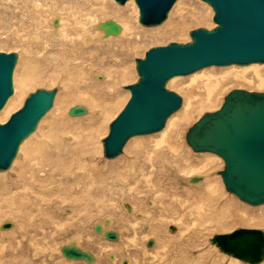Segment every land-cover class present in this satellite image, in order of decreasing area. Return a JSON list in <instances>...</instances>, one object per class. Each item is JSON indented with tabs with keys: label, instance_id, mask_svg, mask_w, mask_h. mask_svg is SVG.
<instances>
[{
	"label": "rangeland",
	"instance_id": "374dc122",
	"mask_svg": "<svg viewBox=\"0 0 264 264\" xmlns=\"http://www.w3.org/2000/svg\"><path fill=\"white\" fill-rule=\"evenodd\" d=\"M10 1L14 2V3L16 2L14 5L17 4V6L19 5L21 7L20 4L24 0L23 1H21V0H0V51H2V52H17L21 56L19 61L20 60L22 62L24 61L23 63L20 62L19 69L21 70V73H22V70L23 71L28 70L29 67L34 72L33 73L34 74L33 75L34 80L31 78L32 82L33 81L34 82L33 83L31 81L29 82V84L31 86H29V84H28L27 85L28 88H26V86H24V84H22L24 86V90H23L24 94L22 95L23 100H22L21 96L19 97V99H21V101H23L22 104H20V101H19V103L16 107V109L17 108L18 109L17 110L13 109L10 113L14 114L15 112H17L21 108V105L23 106V104L25 102L24 99H26L29 96V94H31L32 92H35L37 89H42V88H44V89L57 88L58 89L59 93H57V95H59V96L56 95L57 98H55L53 107H56L57 103L59 102V97L65 95L68 92V89H70V88H68V86L74 88L76 85V87L74 88L75 90L73 88H71L72 90L70 89V91H72V92L74 91L73 93L76 92L77 94H80L82 92L81 96L84 97V99H82V101L81 100L79 102H70L69 101L67 103V105L65 103V106L63 108H58V110L60 109L59 111L57 110V112H56V113L59 112L58 114H62L64 112L66 113V111L69 112L70 107L75 106V105L86 106L89 109V111H91L93 109H94V111H96V107H97V111L101 112L103 108L100 107L98 103L104 102V103H106V105L108 103H110L111 104L110 106L107 105V106H109V110H107V112H106V113H108V111H109V113L106 115L105 114L102 115V113H101V115L104 117L101 116L102 119L100 118L103 122L101 121V123H102V124L100 123L101 124V126H100L101 131L99 129V132L97 134L98 145L99 144L100 145H99V151L96 154L98 158H96V159H97V161H100L101 164H103L105 162L113 163L114 160L116 161L119 158L125 156L128 148L131 149L134 146V144H128L129 141L132 139L131 138L127 142V144L125 145V148L123 149V153L121 155H119L118 157L113 158V159H108L106 157L104 158L103 142L102 141L109 134L110 123L122 111V109L125 107V105L127 104L128 100L131 96L130 91L128 89H126V86H129V85H132L133 83H136L138 78H139L138 73H137V69H136V58H143L145 56L146 52L150 48H153L156 46H165V45H168L172 42H179V43H184V44L191 42L192 38L190 36V32H192L193 30L198 29V28H207V29L209 28V30H211L216 26V23L213 20L214 14H215L213 8H211V6L203 0H178L177 3L174 5L173 9L171 10V12L169 13L167 20L164 23H162L161 25L153 26V27L144 26L143 24L139 23V9L137 8V5H135L136 3H134V5H131V6L129 5V6L125 7V4L121 5L118 2H116L115 0H106V2L108 3V6L120 9V11H121L120 15L121 16L118 14L116 16H109V15L104 16L103 14L99 15V13H97V11H96L94 14L97 17L95 15H93L94 22L98 23V22H102L105 20H115L119 24L121 23L120 25L122 27L125 26V28H126L125 30H126L127 34H126V32H124V33H125L127 38L126 37L121 38L119 36V38L121 39L120 40V39L116 38L118 36H111V38L109 37L103 41L100 40V41L92 42L93 45L91 44L90 46H86V47L81 48L79 50V52L81 54L80 55L81 59H79V63H82V64L74 65L77 69L72 64L69 68V71L67 70L68 68L67 69L65 68L64 69L65 71L62 70L63 72H61V71H55L53 69L52 66L54 65V63L52 62V60H55L54 57H60L59 52L62 50H61V48L59 49V47L55 44L57 42L59 43V41L62 38L64 39L65 36L68 35V34H66L65 29L67 26L70 25V21H69L70 18H68V17L65 18V20H67V21L64 20L65 26L62 27V29H64V30L61 29V30H59L60 32H58V33H57V31H56V33H52L53 27L54 28L59 27V26H52L53 20H55V17H56L55 13L59 10L57 13H59L63 16H66L64 10H62V9L60 10L61 5L59 6V4H60L59 0H54V1H57L55 4L60 7V8L57 7L58 10L53 8L54 10H56V12L54 10H50L51 9L50 4L46 5L44 2H42L43 7H40L39 9L32 7L31 2L33 0H25L28 3L30 1L31 2L28 4L29 6L27 5L28 6L27 11H25V10L22 11V9L18 10V9H20L19 6L17 7L18 9H16L15 7H13L14 5L11 6L10 4H8V3H10ZM129 1L126 3V5L129 3ZM98 7L99 6H96L95 9H98ZM42 9H43V11H42ZM13 10L16 12V14L12 13ZM28 10L30 11V13ZM37 10H39V12H37ZM188 11H190V14L192 15L191 19H189V21L187 20V24L183 27V29L181 31L176 30L175 29V23L177 22V20L179 18H181V15L183 16ZM24 13H26V14H24ZM22 16H24V17H22ZM125 17H127V18L125 19ZM130 20H131V22H130ZM28 21H30L32 23H30V22L28 23ZM83 22H85V18H84ZM38 24H39V26H38ZM129 24H130V26H129ZM34 25H37V26H34ZM85 27H86L85 29H86L87 33H89V36L93 37L94 40H97V38L100 37V35H98V34L102 30H100L98 28H94V25H92V24H86ZM133 28H134V30H133ZM98 30H100V31H98ZM129 31H131L132 33ZM147 31H149V32H147ZM102 33H103V31H102ZM128 35H130L131 38L133 37L135 44H133V45L129 44L127 39H129L130 37ZM31 37H35V39L32 40V39H30ZM110 41H112V43ZM126 41H127V43H126ZM137 43H139V44H137ZM128 48L130 50H128ZM57 49H59V50H57ZM133 49H134V51H133ZM122 51H125V53L124 52L122 53ZM51 52H52V54H51ZM85 55H87V56L85 57ZM102 58H104V59L101 60ZM83 59H84V61H82ZM19 61H18L17 65H19ZM119 61H121L120 62L121 65L119 63H117ZM105 64H106V66H105ZM117 64H119V65H117ZM259 64L260 63H257V65H254L251 68L249 67V65H247L246 67L245 66H238V65H234V66L231 65V66H224V67L211 66V67L203 68V70L201 69V70H199V72L197 71L198 73L195 72V73L187 75V76H177L179 78L177 80H175L174 82H172L173 84L168 82L169 83L168 88L170 90L177 92L183 98V104H182L180 110H178V112H176V113H180L183 110L185 103H188L189 100H192V99H193L192 103H194L196 101V99H198V97H199L198 94L201 91V90H199V87L202 86L206 81H208L209 78L212 81H215L216 78L222 79L221 76H223V77L227 76L228 78H231L230 80H233V79L235 80V81H229L228 80V82L226 81V83L224 85H222L221 87H219L217 89L216 94H218V95L215 94L216 97H214V102L216 103L215 107L210 108V109L209 108L204 109L203 111L200 110L196 114L195 118L191 122H189L185 125V127L182 131L183 132L182 136H181V142H182V140H184L181 143V145L183 144L181 148L183 150L186 149L185 151H183V153L186 152L185 154H183V156H185V158L188 157L189 160L191 159L192 163L194 162L192 165V167H194V168L196 165V162H195L196 157H204V156L211 155L212 157L219 158L220 161L217 160L218 162L216 163V166H214L210 171H198V173H197L193 170L194 169L193 168L192 172H195V175H199V176L203 175L204 178H207L209 176V178H211L210 179L211 183L213 182V180L218 181L219 184H221L220 195H219L221 202L222 201L223 202L228 201L231 198L233 200H235L233 203L235 206H233V205H231V206H233L232 209L235 208V211H237L236 212L237 216L243 215L245 217V215L248 212V215H246V218L247 217L255 218L256 215L253 216L252 214H254V212H257L259 214L256 213L257 216L255 219H258L259 217H261V219H262V216L264 217V205L251 206V205L241 201L234 194L229 193L225 188V184L223 182L222 176L219 174V172L224 169V166H225L224 160L219 155L214 154V153L195 152L192 149V147L189 146V144L186 141V133H187L188 129L191 126H193V124L196 123L205 113L214 112V111L219 110L221 108L222 104L224 103L225 96L230 91H232L234 89H245L248 91L264 92V87H263L264 83L262 84V82L260 81L261 78L264 79V64H260V66H259ZM50 65H52V66H50ZM122 65H123V67H122ZM80 66H81V68H80ZM234 67H236L237 69L239 68V69L237 70ZM228 68L229 69L231 68L235 72H233L232 70H228ZM257 68L260 71L258 76L256 75L257 74L256 73ZM16 69H17V66H16L14 71H16ZM19 69H18V72H19ZM93 69L96 70V72H98L99 74L105 75L107 77H105L104 79L96 78L93 71H91ZM242 69H243L244 73L241 72ZM118 70L120 72H118ZM126 70L127 71L131 70L129 77H126L127 79L125 77L124 78L122 77V73H124ZM225 71H227V72H225ZM236 71L240 74L243 73V75H241L240 78H243V77H246V78L244 80H241V81H240V79L236 80V77L234 76V75L238 74ZM65 72L66 73L69 72L70 74H66ZM91 72H92V75H91ZM117 72L119 75L121 74L120 77L117 74ZM223 72L226 74L223 75ZM57 73H58V75H57ZM62 73H64V74H62ZM209 75H211L212 78L209 77ZM54 76H57V77L55 78ZM61 76H64V77H61ZM68 77L70 80L68 79ZM259 77H261V78H259ZM14 78H15V72L13 74V84L16 85V86H14V92H16L17 84H15ZM59 80H61V81H59ZM74 82L76 84H74ZM86 82H88V84ZM90 82L91 83L93 82V83L90 84ZM83 84H85V85H83ZM96 84L97 85L99 84L98 85L99 88L96 86ZM90 85H92V86H90ZM21 87H19V88L21 89ZM112 87L113 88L115 87V89H113ZM93 88H94V90H92ZM64 89H66V90H64ZM78 89H79V91H78ZM62 90H63V92H62ZM197 91H198V93H197ZM60 92H62L63 94H60ZM190 94L194 95L193 97H195V94H196V97L197 96L198 97L194 99ZM14 95H15V93H13L12 96H14ZM88 96L90 99L88 98ZM113 97H114V99H113ZM86 98H88V99H86ZM105 100H106V102H105ZM112 100L113 101L115 100V102H113ZM90 101H91V103H89ZM116 102H117V104H116ZM96 104H98V106H96ZM61 109H63V111ZM51 110H53V108ZM51 110L48 112L49 114L48 113L46 114V116L48 115V117L50 118V119L48 118L47 121L48 120L50 121L51 119L53 120V117L56 116V113H55L56 110H54V112ZM50 112L54 113V114H51ZM88 113H90V112H88ZM11 114L0 116V120L2 121L1 123L7 122L9 120V118L11 117ZM110 114H111V117H110ZM179 115H182V114L180 113ZM3 116H5V118ZM6 116H8V117L6 118ZM84 116L91 117L90 114H86V115H82V116H78V117H84ZM69 117L73 118L76 116H69ZM105 118H107V119L105 120ZM176 119H177V121L180 120L179 117H176ZM176 119L174 120L175 125H177ZM85 123L87 124V122H85ZM85 123H83V124H85ZM175 125L173 124L172 127L169 128L170 131L177 128V126H175ZM166 127H167V125L165 126V128ZM37 130L35 132H37ZM162 131H160L158 133H154V134H149V135H138L140 137L138 139H144L147 141L149 139L156 140L157 138H159L162 135L161 134ZM66 133H68V132H66ZM66 133H65V135H67ZM151 140H149L148 144L153 143V142H150ZM135 141L136 140H134L133 142H135ZM148 144L146 142L145 145H148ZM22 160H24V159H21V161ZM178 161H180V160H178ZM182 163H184V162L182 161ZM23 165H24V163L19 164L18 165L19 168L16 167L18 169L17 171H16V168H14L15 166L11 167L13 170V171H11V173H10L11 168L9 170H6V172L1 171L3 173H0V178H1L0 183H3L7 179L11 180L12 177H16L17 176L16 173L20 169H22ZM183 165H185V164H182L181 168ZM181 168L176 166V167H173V169H171V171H170V168H167V171L158 172V175H156V178L157 177L161 178V180H162L161 184H160L161 190L166 192L165 194H164V192H162L163 194H161V195L160 194L159 195L158 194L157 195L156 194L155 195L154 194L149 195L146 193V190L148 189V187L143 186V187H139V189H141L140 192H142V193H136L135 192L136 194L134 193V195H132L133 193H131L132 196L129 195V197H126L125 194H128V192H129L128 188H127L128 186H124L123 187L124 189L122 188V190L121 189L119 190L120 185H117L115 183H113V184L108 183V185L104 184V185L108 186V188H107L108 190L105 189L104 194L99 192V191L96 192V190L94 189V190H92L93 191L92 193H94V196L93 195L89 196L88 194L91 195V193L88 192L87 186L83 187L82 190L78 194L68 192V189H70V187L72 185L73 176H66L65 177V175L63 174L65 171H62L63 173L61 171L54 172L53 175L51 174L52 178L49 175H48V177H41V179H40L41 183L40 182L39 183L37 182V183L40 185V187H44L45 189H47L46 187H48V189H49L52 185L57 184L60 181H62L61 183H63V184L59 187L60 189L57 190L58 192L60 191V193L55 192L56 193V195H55L54 191H50L48 193L42 192L44 195H46L48 197V204H49V205H47V204L44 205V209L45 208L47 209L48 207L51 208L48 210L47 216L45 214L43 216H41V215L35 216V214L31 215V216L29 215L30 212H32V210H35V211L37 210V209H34V206H33L34 201H35V199H34L35 197L32 199L33 205H31V207H30V204L28 202H27V204H25L27 206L26 208L24 205L23 210H26V215L20 214L18 216H13V215L10 216V215L0 214V225L9 220V221L18 222L23 228L22 231H20V230L14 231L13 230L14 232H11L10 230H12V229L7 230V233L4 237H2L3 235L0 234V264H29L28 262H30V264H35V263L36 264H54L58 261V259H62L65 261V257L62 255L61 252H59L58 249L62 246V244L64 242L63 240L66 237H69V235H71V234L74 235L73 232L76 230L75 228L80 229L79 228V219L80 218H82V220L84 221V225L81 227L83 230L82 234H83L84 240L85 241L87 240V244L89 243V241L91 242L87 246L83 240L82 241L84 243L83 247L87 248L88 250H91L97 256V259H98L96 262H93V264H95V263L96 264H113L115 261V260L113 261V259L111 260L113 255H115L117 257L116 262H115L116 264H123L124 263L123 261L127 260V259H132V264H139V263L140 264H146V263L147 264H162V263L163 264H180L178 261H180L181 259H185L183 256L179 257L180 253H178V252L181 249H184L183 254H184V256H186V258H188V261H191V260L196 261V260H198V258L200 259V261H198L200 263L197 262L194 264H207V262H208V264H211V261L213 259L221 261V264H228L227 262L229 261V259H232L233 257L223 253L218 246H216L215 244H213L211 242V238L213 236H215L216 234L230 233V232H232L238 228H257V229H261L264 231V225L263 226L253 225V224L244 225L242 223L240 224V222L234 223L233 225H230L226 221L225 225H230V226L227 227L226 229L224 228L225 230L221 229V230H214L212 232L210 231L208 233L204 232L202 234L204 237L202 236V238H201L200 236L197 237V234H196V232H197L196 230L198 228H202V225L200 224L201 223L200 219L202 220V218L198 217L194 221V225H191L190 230L192 232L189 233V231H186L183 233V235L180 236L179 230L181 227V223H179L177 220H176V222H172V223L170 222V224H168V222H166V221H163L164 219H162V216H164V213L162 212L163 215L161 214L160 208L157 205V203L152 206V204L150 205V202L151 201H157L158 202L160 200L161 201L164 200V201H167V202H165L166 204H169L170 201H168V199H169L168 197L174 198V197L178 196V198H180V199H181V197H183V199H186L187 202H185V203L187 205L191 204V201H192L191 195L196 192V188L194 189L193 186H190L192 184H186L185 182H182L178 176L175 177V179L173 177L171 178L170 176H172V175L169 174V173H172V170L175 171V173H177V175H182V176H187V175H189V173H191L190 169H187V170L183 169L184 171H182V170H179ZM73 171H74V169H71L68 172H73ZM13 172H14V174H12ZM146 172H151V168H149V167L146 168ZM168 178H169V180H168ZM46 180H47V182H46ZM203 182L204 181L201 182L202 185H203ZM164 183H165V185H164ZM3 185H5V184H3ZM111 186L115 189H113ZM163 186H164V188H163ZM165 189H167V190H165ZM173 189H175V190H173ZM176 189L178 191H176ZM188 189H189V191H188ZM191 189H192V191H191ZM37 190H38V188H37ZM35 191H36V189H35ZM170 191L172 194L170 193ZM184 191H187L188 194H184ZM174 193H176V194L178 193V194L176 195ZM65 196H66V198H69V196H70V198L73 199V201H71V203L62 202V200H63V198H65ZM163 196H167V197H163ZM73 197H77V200H75ZM172 198H170L169 200H171ZM189 200H190V202H188ZM124 203L130 204V206L132 207V211H129L125 207ZM67 207L76 208V210H78L79 213L76 212L75 215L68 214L70 212V210ZM191 207L192 208L189 207L188 209L190 210L191 213L194 214L196 212L197 205L193 204V205H191ZM65 209H66V211H65ZM244 210H246V211H244ZM138 211H140V212H138ZM143 211H147V212L149 211L150 213H152L153 214L152 218L145 219L142 215H140L141 212H143ZM151 211H154V212H151ZM203 211H202V213L205 212V211L204 212ZM28 212H29V214H28ZM261 213H262V215H260ZM29 216L32 218L30 219ZM44 216H46L47 218ZM138 216H140V217H138ZM105 218H109L111 220V222L109 224V228L113 229V230H117L121 234L120 239L118 241H116L117 243H114L115 241H110V240L104 239L101 234L94 232L95 230H93L94 224L95 223H102L103 219H105ZM53 219H54V221H53ZM187 219H189V217H187ZM67 220H69L70 222L69 221L67 222ZM191 220H192V218H191ZM197 220H199L200 222ZM56 222L63 223V225H64L63 229H60V227L55 226L54 223H56ZM233 222H235V221H232V223ZM138 223H140V224H138ZM150 225H151V227H150ZM204 225H208V224L206 223ZM154 226H156L158 228V231L152 232L151 229ZM172 226L176 227V230L178 232L177 231L172 232L170 229ZM65 227H67V229H68L67 231H65L66 230ZM148 227H150V228H148ZM120 229H125V230H123L124 232H122V231L120 232ZM3 232L4 231L0 230V233H3ZM144 232H146V233H144ZM153 233H156V234L154 235ZM176 233H177V237H175ZM32 234H34V235H32ZM174 234H175V236L174 237L172 236V238H171L170 235H174ZM29 235L34 237L35 239H38L40 246L44 245V243H45L44 241L46 240L45 245L50 246V249H48V247L46 246L47 247V249L45 250L46 252H44V253L42 252L43 255H42V253H41V255H40V253H38L39 256L36 258L35 255L33 254L35 252V250H33V248L30 247V244H29L30 243L29 242V240H30ZM188 235H189V238H188ZM132 239H135V241L133 242ZM150 239L156 240L155 245L152 247H148L146 244V242H148ZM145 240H146V242H145ZM186 241H189V243ZM144 242L146 245L144 244ZM118 243H120L119 245H121V248H122L121 250H113L111 247L108 248L109 245H115ZM166 243H168V244H166ZM134 244H135V246H134ZM163 244H164V246L166 245L165 247H167L166 248L167 250L171 251L170 255H168L166 253L167 250L164 251V249L162 248V247H164ZM183 244H184V246H183ZM126 245H128L130 248H128ZM44 246H41V247H44ZM177 249H178V251H177ZM155 250L158 251V253H156ZM144 251L148 252V254H145ZM152 251L155 253L152 254ZM207 251H211L210 257H204L205 255H203V257H200V254H202L203 252H207ZM49 252H50V254H49ZM159 252H162L163 254L159 253ZM164 252L166 255L164 254ZM153 255L155 257H153ZM161 255H163V256H161ZM24 256H25V258H24ZM21 257L23 258V260ZM168 257H170V258H168ZM176 257L179 259L176 260L177 259ZM41 258H43V259H41ZM167 259H168V261H166ZM171 259H172V261H171ZM160 260H163V261L161 262ZM41 261H42V263H41ZM238 261L241 264H247L241 260H238ZM129 262H130V260L127 261V264H130ZM263 262H261L259 264H262ZM76 264H88V263L77 262Z\"/></svg>",
	"mask_w": 264,
	"mask_h": 264
},
{
	"label": "water",
	"instance_id": "95a60500",
	"mask_svg": "<svg viewBox=\"0 0 264 264\" xmlns=\"http://www.w3.org/2000/svg\"><path fill=\"white\" fill-rule=\"evenodd\" d=\"M121 5L129 0H115ZM178 0H135L139 22L153 27L164 23ZM214 10L216 26L198 28L190 33L191 42H172L150 48L137 58L139 79L126 86L131 97L123 110L110 123L109 134L103 139L104 156L108 159L123 153L127 142L138 135L162 131L167 120L183 104V98L167 87L177 76H187L211 66L264 64V0H203ZM54 20V25H58ZM104 37L121 34L123 28L115 20L97 25ZM19 61L17 52L0 51V111L14 93L13 74ZM96 78L104 79L96 74ZM58 89H37L29 94L23 106L5 123L0 122V172L11 168L21 144L33 134L52 109ZM88 113L83 105L72 106L70 116ZM186 141L195 152L215 153L223 158L225 167L219 172L225 188L240 200L254 206L264 205V92L234 89L226 96L221 108L205 113L186 133ZM203 180L191 178L193 183ZM125 207L132 211L130 204ZM105 224H109L108 220ZM14 226L4 222L1 230ZM172 232L176 227L172 226ZM95 232L105 239L118 241L117 230L103 232L96 223ZM211 242L222 252L249 264L264 261V231L238 228L230 233L216 234ZM154 239L147 242L148 247ZM63 256L93 262L95 255L73 243L62 248ZM124 264L127 261L124 260Z\"/></svg>",
	"mask_w": 264,
	"mask_h": 264
},
{
	"label": "bare ground",
	"instance_id": "6f19581e",
	"mask_svg": "<svg viewBox=\"0 0 264 264\" xmlns=\"http://www.w3.org/2000/svg\"><path fill=\"white\" fill-rule=\"evenodd\" d=\"M23 1V0H21ZM9 2V1H8ZM7 2V3H8ZM31 2V1H30ZM29 2V3H30ZM44 2L46 5L50 4L51 9L50 10H54L57 9V7H59L61 5L60 10H64L66 16H63L59 13L56 12V10H54L55 13V19L58 20V25H54V20H53V25L52 26H59V27H53L52 33H57L60 32L59 30L62 29L64 25V20L66 17L70 18V25L66 27V34H68L67 36H65V38L63 39L61 36V40L59 41V43L57 42L55 45H57L59 47V49L61 48L62 51H58L59 52V56L60 57H54L55 60H52V62L54 63V65H50L53 67V69L55 71H61L64 70L65 68L69 71L70 66L73 64L74 65H78V64H82L79 63V59H81L80 57V52L79 50L81 48H84L86 46H90L92 44V42L94 41H103L107 38H111V36L105 38L104 37V31L102 33V31L98 34L100 35V37L97 38V40H94L93 37L89 36V33H87L86 31V24H92L94 25V28H97V25L100 23H95L94 19H93V15H95L94 13L97 11V13H99V15L103 14L104 16H116L117 14L120 15V9L114 8V7H110L108 6V3L106 2V0H59V6L56 5L55 3L57 1L54 0H33L31 2L32 7L39 9L40 7H43V3ZM203 2V1H202ZM16 3V2H15ZM14 2L8 3L11 6H13L15 4ZM28 2H26L25 0L23 2H21V7L19 6L20 9H18L17 4L14 5L13 7H15L18 10H25L27 11V7L29 6ZM135 0H130L129 3L126 6H131L134 5ZM44 4V5H45ZM28 5V6H27ZM137 5V4H135ZM96 6H99L98 9H95ZM202 6V5H201ZM48 7V6H47ZM54 8V9H53ZM138 8V6H137ZM212 8V7H211ZM15 9V10H16ZM139 9V8H138ZM17 10V11H18ZM29 11V10H28ZM41 11V10H40ZM43 11V9H42ZM37 12H39V10H37ZM13 14H16V12L13 10L12 11ZM30 13V11H29ZM12 14V15H13ZM26 14V13H24ZM130 14V13H129ZM11 16V15H10ZM96 16V15H95ZM121 16V15H120ZM14 17V16H13ZM24 17V16H22ZM30 17V16H29ZM97 17V16H96ZM124 17V16H123ZM192 15L190 14V11L186 12L183 16L181 15V18H179L177 20V22L175 23V29L178 31H181L183 29V27L187 24V20L189 21V19H191ZM12 18V17H11ZM18 18V17H17ZM38 18V17H37ZM54 18V17H53ZM85 18V22L84 21ZM127 17H125L126 19ZM170 18V17H169ZM132 19V18H131ZM30 20V19H29ZM133 20V19H132ZM170 20V19H169ZM20 21V20H19ZM67 21V20H65ZM68 21V22H69ZM30 21H28L29 23ZM52 22V21H51ZM131 22V20H130ZM129 22V23H130ZM170 22V21H169ZM168 22V23H169ZM25 23V22H24ZM32 23V22H30ZM39 23V22H38ZM140 23V22H139ZM121 24V23H120ZM127 24V23H126ZM132 24V23H131ZM31 25V24H30ZM37 26V25H34ZM39 26V24H38ZM128 26V25H127ZM126 26V27H127ZM130 26V24H129ZM132 26V25H131ZM93 27V26H92ZM188 27V26H187ZM123 30L121 32V34L117 35L118 39L119 36L121 38H125L126 35L124 32H126V28L125 26L122 27ZM128 28V27H127ZM132 28V27H131ZM130 28V29H131ZM189 28V27H188ZM55 29V30H54ZM129 29V30H130ZM209 29V28H208ZM40 30V29H39ZM64 30V29H62ZM95 30V29H94ZM134 30V28H133ZM100 31V30H98ZM97 31V32H98ZM136 31V30H135ZM131 32V31H129ZM139 32V31H138ZM146 32V31H145ZM144 32V33H145ZM149 32V31H147ZM153 32V31H152ZM177 32V31H176ZM16 33V32H15ZM132 33V32H131ZM191 33V32H190ZM18 34V33H17ZM61 34V33H60ZM127 34V32H126ZM130 34V33H129ZM168 34V33H167ZM182 34V33H181ZM65 35V34H64ZM133 35V34H132ZM131 35V36H132ZM171 35V34H170ZM174 35V34H173ZM58 36V35H57ZM63 36V35H62ZM97 36V35H96ZM130 37V35H128ZM127 38V37H126ZM138 38V37H137ZM150 38V37H149ZM180 38V37H179ZM30 39L34 40L35 37H31ZM115 39V38H114ZM139 39V38H138ZM121 40V39H120ZM126 40V39H125ZM140 40V39H139ZM124 41V40H123ZM127 41L129 42L130 45L135 44V41L133 40V37L127 39ZM126 41V43H127ZM138 41V40H137ZM112 43V41H110ZM120 42V41H119ZM122 42V41H121ZM125 42V41H124ZM53 43V42H52ZM103 43V42H102ZM110 43V44H111ZM118 43V42H117ZM139 44V43H137ZM93 45V44H92ZM99 45V44H98ZM117 45V44H116ZM128 45V44H127ZM102 46V45H101ZM129 46V45H128ZM137 46V45H136ZM127 47V46H126ZM134 47V46H133ZM142 47V46H141ZM46 48V47H45ZM93 48V47H92ZM125 48V47H124ZM132 48V47H131ZM57 49V50H59ZM127 49V48H126ZM121 50V49H120ZM128 50H130L128 48ZM132 50V49H131ZM134 51V49H133ZM125 53V51H122V53ZM82 53V52H81ZM52 54V52H51ZM54 54V53H53ZM83 54V53H82ZM94 55V54H93ZM87 55H85L86 57ZM90 56V55H89ZM119 57V56H118ZM21 58V56L19 55V59ZM92 58V57H91ZM121 58V57H120ZM53 59V58H52ZM93 59V58H92ZM104 58H102L101 60H103ZM113 59V58H112ZM115 59V58H114ZM118 59V58H117ZM137 59V58H136ZM31 61V60H30ZM84 61V59L82 60ZM20 62H22L21 60L19 61V65H17V69L15 72V78H14V82L15 84H17L16 87V92L14 96H11L7 102V104L5 105V107L3 108V110L0 111V116L2 115H7V114H11L10 112L14 109H16L19 101L20 104H22L23 101H21V99H19V97L24 94L23 90H24V86H26V88H28V84L33 79V71L31 70V68L29 67L28 70L23 71L21 73V70L19 69L20 66ZM24 62V61H23ZM22 62V63H23ZM121 61L117 62L120 64ZM51 63V62H50ZM88 63V62H87ZM94 63V62H93ZM100 63V62H99ZM104 63V62H103ZM115 63V62H114ZM85 64V63H84ZM83 64V65H84ZM117 64V65H119ZM82 65V66H83ZM97 65V64H96ZM99 65V64H98ZM104 65V64H103ZM102 65V66H103ZM110 65V64H109ZM113 65V64H112ZM121 65V64H120ZM237 65V64H232V66ZM257 65V63L255 64H250L249 67L251 68L252 66ZM22 66V65H21ZM26 66V65H25ZM24 66V67H25ZM106 66V64H105ZM116 66V65H115ZM114 66V67H115ZM231 66V65H229ZM241 66V65H238ZM247 66V65H246ZM245 66V67H246ZM260 66V64H259ZM75 67V66H74ZM87 67V66H86ZM97 67V66H96ZM104 67V66H103ZM123 67V65H122ZM224 67V66H222ZM22 68V67H21ZM26 68V67H25ZM51 68V67H50ZM76 68V67H75ZM81 68V66H80ZM125 68V67H124ZM232 68V67H231ZM228 70H232V69ZM236 68V67H234ZM243 68V67H242ZM19 69V72H18ZM23 69V68H22ZM77 69V68H76ZM92 69V68H91ZM111 69V68H110ZM136 69H137V64H136ZM210 69V68H209ZM237 69V68H236ZM239 69V68H238ZM237 69V70H238ZM66 70V71H67ZM74 70V69H73ZM72 70V71H73ZM203 70V69H202ZM225 70V69H224ZM227 70V69H226ZM65 71V70H64ZM93 71L95 77L96 74H99L98 72H96V70H91ZM123 71V70H122ZM223 71V70H222ZM233 72H235L234 70H232ZM245 71V70H244ZM71 72V71H70ZM77 72V71H76ZM109 72V71H108ZM115 72V71H114ZM118 72H120L118 70ZM117 72V74H118ZM131 70L129 71H125L124 73H122V77L126 78L129 77ZM199 72V71H198ZM197 72V73H198ZM227 72V71H225ZM229 72V71H228ZM231 72V71H230ZM237 72V71H236ZM240 72V71H239ZM243 72V69L242 71ZM255 72V71H254ZM259 70L258 68L256 69V75L258 76L259 74ZM21 73V74H20ZM36 73V72H35ZM66 73V72H65ZM138 73V72H137ZM238 73V72H237ZM244 73V72H243ZM243 73H238L236 75H234L236 77V80L240 79L244 80L246 77L240 78L241 75H243ZM64 74V73H62ZM66 74H70L69 72ZM111 74V73H110ZM109 74V75H110ZM221 74V73H220ZM226 73L223 72V75H225ZM228 74V73H227ZM231 74V73H230ZM58 75V73H57ZM73 75V74H72ZM80 75V74H79ZM92 75V72H91ZM102 75V74H99ZM119 75V74H118ZM117 75V76H118ZM104 77H107L105 75H103ZM121 76V74L119 75V77ZM139 76V75H138ZM229 76V75H228ZM55 78L57 76H54ZM64 77V76H61ZM66 77V76H65ZM79 77V76H78ZM93 77V76H92ZM209 77H211V75H209ZM221 78L217 79L215 81H212L210 78L208 79V81H206L202 86L199 87L200 93L198 94L199 97L198 99H196V101L194 103H192V100H189L188 103H185V106L183 108V110L180 112L182 115H179L180 113H176L173 114L168 120H167V127L162 131V135L157 138L156 140H151L150 142L153 143H149V140H144V139H138L140 138L139 136H135L132 137V139L129 141L128 144H134V146L127 150L125 156L119 158L118 160H114L113 163H108L105 162L103 164H101L100 161H97L96 158L97 157V153L99 151V145H98V139H97V134L99 132L100 126H101V119L103 114H108L106 113L107 110H109V106L111 105L110 103H108L107 106L106 103L101 102L98 103L100 107H102V111H97V107H96V111L91 110L87 113L90 114V116L92 117H69L70 115L68 114V112L66 111V113H62V114H58L56 113L58 108H63L65 106V103L67 105V103L70 102H79L80 100L82 101V99H84L83 96H81L82 92L80 94H77L76 92L73 93L72 91H70L71 88L68 86V92L59 97V104L57 103L56 107H52L53 111H55L56 116L53 117V120L51 119L50 121L47 119L49 118L48 115L46 117H44L38 127L37 128V132L31 134L20 146L19 152L17 157L15 158L13 164L11 167L15 166L14 168L18 167L19 168V164L24 163L22 169H20L16 174V177H12L11 180L7 179L5 180L3 183H0V214L3 215H10V216H18L20 214L26 215V210H23V207L25 204H27V202L31 205H33V201L32 199L34 198V209L32 210V212H28V214L31 215H41L43 216L44 214L47 216L48 215V210L51 209L50 207H48L47 209H44V205H49L48 204V197L46 195H44L43 193H48L50 191H54V194L56 195V193L58 192L57 190H59L60 186L63 184L61 183L62 181H60L57 184L52 185L49 189L48 187H46L47 189H45L44 187H40V185L38 184L40 182L41 177H48V175L51 177L53 175L54 172L56 171H65L63 174L66 176H73V181H72V185L70 187V189H68V192H72V193H79L83 187L87 186L88 187V192L91 193L88 194L89 196H94V193H92V190H96L103 193L105 189L108 188V183L110 184H117L120 185L119 186V190L124 187V186H128V194H125L126 197H129V195H131V193H133L132 195H134V193H142L140 192L141 189H139V187H143V186H147L148 189L146 190V193L149 195H161L163 194L160 187L161 184V178H156V175H158V172H164L167 171V168L173 169V167H179L181 168L182 164H185L182 166L181 169L179 170H187L190 169L191 173H189V175L187 176H182V175H177V173H175V171L172 170L171 174L172 176H170L171 178L173 177L175 179V177H179L180 180L182 182H185L186 184H192L190 186H193V188H196V192L194 194H192V201L191 204L187 205L185 202L186 199H183V197L178 198L177 197H168L169 199L172 198L171 200L168 199L169 204H166L165 202L167 201H151L150 205L152 204L155 205L157 203V205L160 208V212L162 214V212L164 213V216H162V219H164L163 221L168 222V224H170V222H176V220L181 223V227H180V236L183 235L184 232L189 231V233H191L192 231L191 229V225H194V221L199 217L202 218L201 221V225L202 228H198L196 231L197 237H201L202 238V234L208 233V232H212L214 230H221V229H226L227 227H229L230 225H233L234 223H239L240 224H244V225H259V226H263L264 225V217H257L258 219H255L257 214V212H254V214H252L253 216H255V218L252 217H247L245 215V217L242 216H237V211H235V208L232 209L233 206H235L233 203L235 200H233L232 198L228 201L225 202H221L220 199V189H221V184H219L218 181H214L211 183L209 176L207 178H204V176H200L203 178V180H201L200 182L197 183H193L191 181L192 177L195 176H199V175H195V172L198 173V171H210L214 166H216V163L218 162L217 160H219V158L217 157H212L211 155L209 156H204V157H196L195 158V168L192 167L193 163L191 162V159L189 160V158H185V156H183V150L181 147V143L184 141L182 140L181 142V136H182V131L185 127V125L189 122H191L196 114L200 111V110H204V109H210L216 106V103L214 102V97H216V91L219 87H221L222 85H224L226 83V81H235L230 80L231 78H227L221 76ZM32 78V79H31ZM36 78V77H35ZM179 77H174L172 78L169 82L172 83L175 80H177ZM212 78V77H211ZM261 78V77H259ZM54 79V78H53ZM63 79V78H62ZM69 79V77H68ZM108 79V78H107ZM106 79V80H107ZM127 79V78H126ZM139 79V78H138ZM34 80V79H33ZM37 80V79H36ZM66 80V79H65ZM70 80V79H69ZM93 80V79H92ZM61 81V80H59ZM89 81V80H88ZM102 81V80H101ZM104 81V80H103ZM138 81V80H137ZM260 81L262 82V84L264 83V79L261 78ZM34 82V81H33ZM32 82V83H33ZM53 82V81H52ZM71 82V81H70ZM94 82V81H93ZM92 82V83H93ZM62 83V82H61ZM88 84V82H86ZM85 83V84H86ZM90 82V84H92ZM100 83V82H99ZM102 83V82H101ZM24 84V86L22 85ZM63 84V83H62ZM74 84H76L74 82ZM83 84V85H85ZM86 84V85H87ZM114 84V83H113ZM134 84V83H133ZM173 84V83H172ZM23 87H21V86ZM52 85V84H51ZM99 85V84H98ZM96 84V86L99 88ZM104 85V84H103ZM106 85V84H105ZM260 85V84H259ZM16 86V85H14ZM29 86H31L29 84ZM89 86V85H88ZM92 86V85H90ZM94 86V85H93ZM95 86V87H96ZM101 86V85H100ZM169 86V83L167 85V87ZM21 87V89L19 88ZM76 87V85H75ZM74 87V88H75ZM264 87V85H263ZM73 88V89H74ZM86 88V87H85ZM90 88V87H89ZM109 88V87H108ZM113 88V87H112ZM107 89V88H106ZM115 89V87L113 88ZM66 90V89H64ZM72 90V89H71ZM75 90V89H74ZM94 90V88L92 89ZM198 90V89H197ZM26 91V90H25ZM70 91V92H69ZM79 91V89H78ZM82 91V90H81ZM23 92V93H22ZM63 92V90H62ZM62 92H60V94H63ZM59 93V92H57ZM71 93V94H70ZM109 93V92H108ZM196 93V92H195ZM198 93V91H197ZM91 94V93H90ZM216 94V95H215ZM84 95V94H83ZM86 95V94H85ZM88 95V94H87ZM189 95V94H188ZM191 95V94H190ZM59 96V95H57ZM192 97L194 95H191ZM131 97V96H130ZM191 97V98H192ZM196 94L195 97H193L194 99L197 98ZM57 98V97H56ZM89 98V96H88ZM86 98V99H88ZM92 98V97H91ZM122 98V97H121ZM85 99V100H86ZM90 99V98H89ZM93 99V98H92ZM114 99V97H113ZM130 99V98H129ZM190 99V98H189ZM218 99V98H217ZM23 100V98H22ZM26 100V99H24ZM57 100V99H56ZM225 100V99H224ZM92 101V100H91ZM91 101L89 103H91ZM113 101V100H112ZM88 102V101H87ZM96 102V101H95ZM106 102V100H105ZM115 102V100L113 101ZM56 104V103H55ZM62 104V105H61ZM94 104V103H93ZM92 104V105H93ZM98 104H96V106H98ZM117 104V102H116ZM74 105V104H73ZM113 105V104H112ZM54 106V105H53ZM20 107V106H19ZM22 107V105H21ZM72 107V106H71ZM70 107V108H71ZM55 108V109H54ZM99 108V107H98ZM18 109V108H17ZM16 109V110H17ZM113 109V108H112ZM60 110V109H59ZM58 110V111H59ZM63 111V109H61ZM65 110V109H64ZM111 110V109H110ZM123 110V109H122ZM180 110V109H179ZM113 111V110H112ZM178 112V111H177ZM51 113V112H50ZM102 113V115H101ZM111 113V112H110ZM49 114V113H48ZM54 114V113H51ZM12 115V114H11ZM53 116V115H52ZM51 116V117H52ZM102 116V117H101ZM5 118V116H3ZM8 116H6L7 118ZM108 117V116H107ZM111 117V114H110ZM176 117H179L180 120L177 121ZM83 118V119H82ZM94 118V119H93ZM101 118V119H100ZM50 119V118H49ZM85 119V120H84ZM104 119V118H103ZM107 118H105L106 120ZM176 119L177 125H175L174 120ZM83 120V121H82ZM0 122H2L0 120ZM87 122V124L85 123ZM103 122V121H102ZM5 123V122H4ZM85 123V124H83ZM101 123V124H100ZM177 126L176 129L171 130L170 131V127H172V125ZM173 129V128H172ZM101 131V129H100ZM68 132V133H66ZM65 133L67 135H65ZM70 134V135H69ZM72 134V135H71ZM100 137V136H99ZM146 139V138H145ZM134 140H136L135 142H133ZM103 142V141H102ZM133 142V143H132ZM147 142L148 145H145ZM125 148V147H124ZM103 152H104V145H103ZM210 154V153H209ZM215 154V153H214ZM197 155V154H196ZM190 157V156H189ZM192 157V156H191ZM221 157V156H220ZM105 158V156H104ZM222 158V157H221ZM21 159H24L21 161ZM223 159V158H222ZM108 160V159H107ZM180 160V161H178ZM182 161L184 163H182ZM220 161V160H219ZM110 162V161H109ZM225 163V161H224ZM22 166V165H21ZM151 168V172H146V168ZM225 167V166H224ZM194 168V169H193ZM74 169L73 172H68L69 170ZM184 169V170H183ZM195 172H192L193 170ZM196 169V170H195ZM9 170V169H8ZM18 169L16 168V171ZM67 170V171H66ZM178 170V171H179ZM12 168L10 170L11 173ZM169 171V170H168ZM6 172V171H5ZM15 172V171H14ZM14 172L12 174H14ZM3 173V172H0ZM61 173V174H62ZM52 174V175H51ZM184 174V173H183ZM63 177V176H62ZM160 177V176H159ZM185 177V178H184ZM52 178V177H51ZM61 178V177H60ZM163 178V177H162ZM167 178V177H166ZM1 179V178H0ZM44 179V178H43ZM165 179V178H164ZM206 181H205V180ZM214 179V178H213ZM223 179V178H222ZM166 180V179H165ZM169 180V178H168ZM42 181V180H41ZM202 181L203 185H202ZM38 182V183H37ZM44 182V181H43ZM42 182V183H43ZM47 182V180H46ZM224 182V181H223ZM41 183V182H40ZM2 184V185H1ZM5 184V185H3ZM7 184V185H6ZM106 184V185H104ZM172 184V183H171ZM165 185V183H164ZM110 186V185H109ZM162 186V185H161ZM86 187V188H87ZM112 187V186H111ZM169 187V186H168ZM38 188V190H37ZM58 188V189H57ZM113 188V187H112ZM164 188V186H163ZM162 188V189H163ZM36 189V191H35ZM56 189V190H55ZM62 189V188H61ZM111 189V188H110ZM115 189V188H113ZM124 189V188H123ZM86 190V189H85ZM108 190V189H107ZM167 190V189H165ZM172 190V189H171ZM175 190V189H173ZM38 191V192H37ZM176 191H178L176 189ZM189 191V189H188ZM192 191V189H191ZM194 191V190H193ZM43 192V193H42ZM56 192V193H55ZM108 192V191H107ZM168 192V191H167ZM60 193V191L58 192ZM68 193V194H69ZM109 193V192H108ZM112 193V192H111ZM115 193V192H114ZM135 193V194H136ZM145 193V192H144ZM166 192H164L165 194ZM171 193V191H170ZM169 193V194H170ZM192 193V192H191ZM113 194V193H112ZM172 194V193H171ZM176 194V193H174ZM178 194V193H177ZM176 194V195H177ZM184 194H188L187 191H184ZM232 194V193H231ZM60 195V194H59ZM106 195V194H105ZM114 195V194H113ZM123 195V194H122ZM131 195V196H132ZM167 195V194H166ZM235 195V194H234ZM180 196V195H179ZM236 196V195H235ZM61 197V196H60ZM136 197V196H135ZM163 197H167V196H163ZM162 197V198H163ZM185 197V196H184ZM187 197V196H186ZM75 200H77V197H73ZM161 198V199H162ZM167 199V198H166ZM51 200V199H50ZM62 200V199H61ZM74 200V201H75ZM71 201H73V199L70 198H63L62 202L64 203H71ZM242 201V200H241ZM53 202V201H52ZM61 202V203H62ZM87 202V201H86ZM110 202V201H109ZM190 202V200L188 201ZM244 202V201H243ZM246 203V202H245ZM52 204V203H51ZM196 204V212L193 214L190 212V210L188 209L189 207H191V205ZM249 204V203H247ZM125 205V203H124ZM233 205V206H231ZM251 205V204H249ZM32 206V207H33ZM254 206V205H251ZM261 206V205H259ZM27 206L25 205V208ZM47 207V206H46ZM69 208V207H67ZM134 208V207H133ZM158 208V207H157ZM146 209V208H145ZM237 209V208H236ZM70 212L68 214H72L75 215L76 212L79 213L78 210H76V208H69ZM151 210V209H150ZM154 210V209H153ZM157 210V209H156ZM193 210V209H192ZM191 210V211H192ZM205 212H204V211ZM66 211V209H65ZM64 211V212H65ZM141 211V210H140ZM138 211V212H140ZM202 211L204 213H202ZM243 211V210H242ZM241 211V212H242ZM246 211V210H244ZM45 212V213H44ZM129 212V211H128ZM134 212V211H133ZM154 212V211H151ZM159 212V211H158ZM253 212V211H252ZM50 213V212H49ZM188 213V214H187ZM246 213V212H245ZM257 213V214H256ZM63 214V213H62ZM66 214V213H65ZM137 214V213H136ZM251 214V213H250ZM249 214V215H250ZM50 215V214H49ZM78 215V214H77ZM82 215V214H81ZM145 219L148 218H152L153 214L150 213L149 211H143L141 212V214ZM163 215V214H162ZM262 215V213L260 214ZM29 218L31 219L32 217ZM44 216V217H46ZM67 216V215H66ZM80 216V215H79ZM125 216V215H124ZM189 217V219H187V217ZM251 216V215H250ZM259 216V215H258ZM74 217V216H73ZM83 217V216H82ZM140 217V216H138ZM155 217V216H154ZM164 217V218H163ZM47 218V217H46ZM50 218V217H49ZM192 218V220H191ZM194 218V219H193ZM204 218V219H203ZM73 219V218H72ZM155 219V218H154ZM108 220L109 224L111 222V220L109 218H105L103 219L101 224L103 232L107 231V230H113L109 228V224H105V221ZM9 221V220H8ZM31 221V220H30ZM54 221V219H53ZM62 221V220H61ZM60 221V222H61ZM69 220H67L68 222ZM147 221V220H146ZM149 221V220H148ZM199 221V220H197ZM199 221V222H200ZM228 222L230 225H225V222ZM232 221H235L232 223ZM14 223V226L12 228L9 229H5V230H1L4 231L3 233H0L1 235H3L2 237H4L7 233V230H10L11 232H14L15 230H20L22 231L23 228L22 226L15 221H11ZM65 222V221H64ZM70 222V221H69ZM81 222V223H80ZM137 222V221H136ZM141 222V221H140ZM150 222V221H149ZM161 222V221H160ZM198 222V223H199ZM36 223V222H35ZM144 223V222H143ZM165 223V222H164ZM208 224V225H204V224ZM37 224V223H36ZM55 226L60 227V229H63L64 225L63 223H54ZM59 224V225H58ZM96 224V223H95ZM94 224V226H95ZM140 224V223H138ZM153 224V223H152ZM155 224V223H154ZM167 224V225H168ZM199 224V225H200ZM2 225V224H1ZM0 225V226H1ZM28 225V224H27ZM71 225V224H70ZM69 225V226H70ZM75 225V224H74ZM84 225V221L82 220V218L79 219V228H75L76 230L73 232L74 235H69V237H66L63 241L62 246L58 249L59 252L62 253V248L64 246H72L73 243L76 244L77 247L83 249V250H88L87 248H84L83 245L84 243L88 246L91 242L89 241V243L87 244V240H84L83 237V230H82V226ZM198 225V226H199ZM200 225V226H201ZM204 225V226H203ZM74 227V226H73ZM76 227V226H75ZM135 227V226H134ZM151 227V225H150ZM148 227V228H150ZM42 229V228H41ZM65 231H67V227H65ZM129 229V228H128ZM134 229V228H133ZM139 229V228H138ZM224 229V230H225ZM14 230V231H13ZM74 230V229H73ZM94 230V229H93ZM123 230L125 229H120V232H124ZM152 232L154 231H158V228L156 226H154L152 229ZM166 230V229H165ZM43 231V230H42ZM130 231V230H129ZM135 231V230H134ZM146 231V230H145ZM177 231V230H176ZM95 232V231H94ZM178 232V231H177ZM56 233V232H55ZM146 233V232H144ZM167 233V232H166ZM195 233V232H194ZM30 234V233H29ZM120 234V233H119ZM154 235L156 233H153ZM168 234V233H167ZM34 235V234H32ZM102 235V234H101ZM134 235V234H133ZM150 235V234H149ZM148 235V236H149ZM169 235V234H168ZM194 235V234H193ZM30 236V235H29ZM53 236V235H52ZM121 236V234H120ZM152 236V235H151ZM159 236V235H158ZM172 236L174 237V235H170V237L172 238ZM185 236V235H184ZM103 237V235H102ZM138 237V236H137ZM177 237V233L176 236ZM196 237V238H197ZM204 237V236H203ZM27 238V237H26ZM104 238V237H103ZM150 238V237H149ZM189 238V235H188ZM28 239V238H27ZM105 239V238H104ZM45 240V239H44ZM84 240V243L82 242ZM108 240V239H107ZM155 240V239H154ZM173 240V239H172ZM111 241V240H110ZM132 241L134 242L135 239H132ZM160 241V240H159ZM162 241V240H161ZM196 241V240H195ZM29 244L30 247L33 248V250H35V252L33 253L35 255V257L37 258L39 256L38 253L46 252L45 250L50 249V246L45 245L46 240L44 241V247H41L38 242V239H35L34 237L30 236V240H29ZM43 242V241H42ZM62 242V241H61ZM146 242V240H145ZM144 242V244H145ZM156 242V240H155ZM164 242V241H163ZM189 243V241H186ZM114 243H117L116 241ZM61 244V243H60ZM82 244V245H81ZM115 244V245H107L108 248L111 247L113 250H121V245ZM147 244V242H146ZM145 244V245H146ZM168 244V243H166ZM139 245V244H138ZM155 245V244H154ZM186 245V244H185ZM47 246V247H46ZM128 248H130L128 245H126ZM135 246V244H134ZM137 246V245H136ZM164 246V244H163ZM166 246V245H165ZM162 247L164 249V251H166L167 247ZM184 246V244H183ZM187 246V245H186ZM196 246V245H195ZM29 247V248H30ZM124 247V246H123ZM145 247V246H144ZM171 247V246H170ZM178 247V246H177ZM127 248V249H128ZM174 248V247H173ZM111 249V250H112ZM153 249V248H152ZM159 249V248H158ZM26 250V249H25ZM57 250V251H58ZM129 250V249H128ZM154 250V249H153ZM184 249L179 250L178 253H180V256H183L185 259H181L180 261H178L180 264H194L197 263L198 261H200V259L198 258V260L194 261H188V258H186V256H184ZM186 250V249H185ZM49 251V250H48ZM51 251V250H50ZM91 251V250H89ZM156 251V250H155ZM163 251V250H162ZM178 251V249H177ZM26 252V251H25ZM92 252V251H91ZM145 252V251H144ZM175 252V251H174ZM187 252V251H186ZM15 253V252H14ZM42 253V255H43ZM48 253V252H47ZM93 253V252H92ZM151 253V252H150ZM155 253L152 251V254ZM156 253H158V251H156ZM162 253V252H159ZM166 253L168 255L171 254L170 250H167ZM224 253V252H223ZM28 254V253H27ZM50 254V252H49ZM48 254V255H49ZM94 254V253H93ZM145 254H148V252H145ZM151 254V255H152ZM163 254V253H162ZM165 254V252H164ZM45 255V254H44ZM95 255V254H94ZM135 255V254H134ZM155 255V254H154ZM153 255V257H155ZM166 255V254H165ZM203 255H205L204 257H210L211 256V251H207V252H203L202 254H200V257H203ZM32 256V255H31ZM160 256V255H159ZM163 256V255H161ZM173 256V255H172ZM199 256V255H198ZM62 257V256H61ZM96 260H94L93 262H96L97 256L95 255ZM111 257V256H110ZM150 257V256H149ZM157 257V256H156ZM166 257V256H165ZM175 257V256H174ZM197 257V256H196ZM216 257V256H215ZM22 258V257H21ZM25 258V256H24ZM32 258V257H31ZM48 258V257H47ZM64 258V257H63ZM129 258V257H128ZM131 258V257H130ZM161 258V257H160ZM167 258V257H166ZM170 258V257H168ZM177 258V257H176ZM19 259V258H18ZM29 259V258H28ZM43 259V258H41ZM113 259L114 263L116 262L117 257L115 255L112 256L111 260ZM146 259V258H145ZM163 259V258H162ZM174 259V258H173ZM179 258H177L176 260H178ZM23 260V258H22ZM45 260V259H44ZM67 260V261H66ZM69 260V261H68ZM122 260V259H121ZM130 260V264H132V259H127L126 261ZM164 260V259H163ZM163 260H160L161 262ZM238 260V258L233 257L232 259H229V261L227 262L228 264H241ZM137 261V260H136ZM153 261V260H152ZM159 261V262H160ZM168 261V259L166 260ZM170 261V260H169ZM172 261V259H171ZM242 261V260H241ZM77 262L79 263H88V264H93V262H88L86 260H74V259H69L65 257V261L62 259H58V261L54 264H76ZM124 262V261H123ZM147 262V261H146ZM165 262V261H164ZM206 262V261H205ZM244 262V261H243ZM25 263V262H24ZM30 264V262H28ZM42 263V261H41ZM44 263V262H43ZM113 263V264H114ZM174 263V262H173ZM200 263V262H198ZM246 263V262H245ZM36 264V263H35ZM96 264V263H95ZM116 264V263H115ZM124 264V263H123ZM140 264V263H139ZM147 264V263H146ZM163 264V263H162ZM208 264V262H207ZM211 264H221V261L219 260H215L213 259L211 261ZM249 264V263H247ZM264 264V262L262 263Z\"/></svg>",
	"mask_w": 264,
	"mask_h": 264
}]
</instances>
